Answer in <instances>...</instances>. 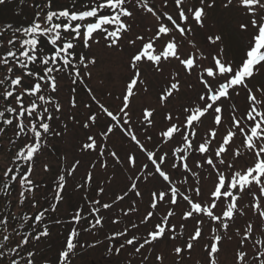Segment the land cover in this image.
Here are the masks:
<instances>
[{
    "label": "snow or ice",
    "instance_id": "obj_1",
    "mask_svg": "<svg viewBox=\"0 0 264 264\" xmlns=\"http://www.w3.org/2000/svg\"><path fill=\"white\" fill-rule=\"evenodd\" d=\"M216 14L228 30L209 32ZM15 15L0 22V264H73L104 241L107 264H264V0H18ZM98 53L125 66L118 90L95 78Z\"/></svg>",
    "mask_w": 264,
    "mask_h": 264
},
{
    "label": "rangeland",
    "instance_id": "obj_2",
    "mask_svg": "<svg viewBox=\"0 0 264 264\" xmlns=\"http://www.w3.org/2000/svg\"><path fill=\"white\" fill-rule=\"evenodd\" d=\"M228 30V18L227 17H222L219 14L213 15L209 18L208 20V30L210 33L215 32L217 30ZM235 46H240V41L239 39H236L234 41ZM94 76L97 80H102L103 81V87L106 89H111V90H118L119 85L126 79V71H125V66L123 63L116 59L115 57L113 58H107L103 54L98 53V63L94 68ZM157 87H158V82L156 80H152L149 82V92L142 97L145 101H153L157 97ZM53 171L55 172L56 169L53 168ZM83 171V169H81ZM44 179H48L47 177H43ZM67 208V205L65 206ZM65 208H61L60 212L63 214L65 211ZM71 226H64L61 230H65L64 234L66 232L67 235V230ZM111 230V225H109L106 228V231ZM61 235L59 234H54V241H58ZM81 239H99L103 240L104 239V234L103 232L100 233L99 236L97 237H81ZM52 242V244H53ZM64 242V239H63ZM107 241H104V243L100 244L96 248H85L78 250L77 255L73 259V264H107V258L105 257L104 253L107 248ZM51 253L54 252L50 251ZM49 252V253H50ZM205 253L202 250V246L197 249V251L194 253L195 258H200L202 259L204 257ZM55 254L53 255V257ZM230 253L225 252V254L221 257L222 264H230ZM186 264H193V262L186 261Z\"/></svg>",
    "mask_w": 264,
    "mask_h": 264
},
{
    "label": "trees",
    "instance_id": "obj_3",
    "mask_svg": "<svg viewBox=\"0 0 264 264\" xmlns=\"http://www.w3.org/2000/svg\"><path fill=\"white\" fill-rule=\"evenodd\" d=\"M17 2L18 0H13V3L10 4L7 8H3V9H0V22H5V21H12V22H22L23 21V16H16L15 15V9L17 7ZM27 12V10H26ZM47 159L49 160H54L55 158L52 157L51 155H48L46 157ZM3 160H4V148L3 147H0V164L3 163ZM54 173V171L52 173H49V177ZM68 207V206H67ZM65 236V235H64ZM60 237L58 239V241H54L53 242V247H52V250L54 249V252L53 253H49L50 256H53L56 252V249L59 248L61 246V244L63 243L61 240L65 237Z\"/></svg>",
    "mask_w": 264,
    "mask_h": 264
}]
</instances>
